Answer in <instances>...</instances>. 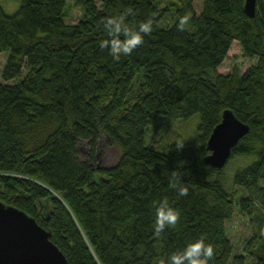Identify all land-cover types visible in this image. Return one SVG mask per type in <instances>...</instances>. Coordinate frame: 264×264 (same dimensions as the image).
<instances>
[{
    "label": "trees",
    "instance_id": "obj_1",
    "mask_svg": "<svg viewBox=\"0 0 264 264\" xmlns=\"http://www.w3.org/2000/svg\"><path fill=\"white\" fill-rule=\"evenodd\" d=\"M17 2L9 13L0 0V52L10 50L3 78L28 69L18 82L0 81V201L35 217L69 264H168L200 238L214 247L209 264H264V0L253 18L245 0H203L199 13L194 0H75L76 23L66 20L68 0ZM129 10L130 27L151 19L153 30L116 61L100 48L110 38L104 22ZM169 11L174 23L160 27ZM234 41L258 62L221 73ZM141 69L142 90L133 89ZM225 109L250 125L231 156L254 157L234 175L247 191L240 198L225 167L204 161ZM197 114V142L145 144L148 126L161 128L165 115ZM103 133L120 158L98 168ZM80 141L89 142L90 160ZM173 171L187 196L170 187ZM165 197L181 216L155 237L153 201ZM238 206L257 222L259 246L249 255L235 252L227 232Z\"/></svg>",
    "mask_w": 264,
    "mask_h": 264
},
{
    "label": "rangeland",
    "instance_id": "obj_2",
    "mask_svg": "<svg viewBox=\"0 0 264 264\" xmlns=\"http://www.w3.org/2000/svg\"><path fill=\"white\" fill-rule=\"evenodd\" d=\"M161 5H166L170 0H157ZM179 1V0H175ZM5 10L13 13L18 8L17 0H2ZM196 11L199 13L203 7V0H194ZM82 10L76 5L75 0H68L66 5V20L69 23H76L81 18ZM174 23V13L169 11L166 17L159 22L160 27H170ZM10 50L0 52V81L14 83L20 81L28 73L25 67L21 75L6 81L3 78V69ZM258 58H245L242 56L241 46L238 41H234L228 56L219 67L221 73H229L234 66H238L241 73L246 71L252 65L257 64ZM144 82L143 70H139L133 81V89L142 90ZM146 90V88H145ZM133 90L129 93L128 98L134 100ZM199 115H195L190 119L175 118L173 116H164V125L161 128H155L149 125L145 134V144L152 145L158 150H166L168 146L174 142H197ZM80 148L84 158L90 160L92 152L88 141H80ZM99 163L101 167L107 168L115 165L119 158L120 152L115 145L111 144V139L106 134H101L99 138ZM254 157L236 155L228 161L225 166L224 182L228 188H235L238 191L237 197L240 198L247 194V191L241 186L235 185L233 178L238 169L249 165ZM257 222L250 215L240 211L239 206L233 218L227 223V232L235 246L236 253H244L249 255V251L256 250L259 246L258 236H256ZM253 259L248 257L246 264H253Z\"/></svg>",
    "mask_w": 264,
    "mask_h": 264
},
{
    "label": "water",
    "instance_id": "obj_3",
    "mask_svg": "<svg viewBox=\"0 0 264 264\" xmlns=\"http://www.w3.org/2000/svg\"><path fill=\"white\" fill-rule=\"evenodd\" d=\"M246 14L253 18L258 0H245ZM250 131L231 109H225L208 141L206 164L224 168L233 148ZM98 168H102L98 161ZM51 233L35 217L0 201V264H69L63 251L51 240Z\"/></svg>",
    "mask_w": 264,
    "mask_h": 264
},
{
    "label": "clouds",
    "instance_id": "obj_4",
    "mask_svg": "<svg viewBox=\"0 0 264 264\" xmlns=\"http://www.w3.org/2000/svg\"><path fill=\"white\" fill-rule=\"evenodd\" d=\"M130 14L131 10L118 17H109L104 22L110 38L101 41L100 48L109 49L110 55L116 61H119L122 55H131L135 49L143 44L144 34H150L153 30V21L151 19L140 23L138 30L130 27L125 22L126 17ZM188 22L189 17H182L179 23V30L183 31ZM179 184V173L173 171L170 178V187L177 189ZM178 195L187 196V188L179 187ZM153 207L155 208L156 217L154 234L155 237H159L167 227L174 226L179 222L181 213L169 204L166 197L159 201H153ZM213 258V245L206 243L204 238H200L193 243H189L182 251L171 254L168 264H209ZM160 264H164V261H161Z\"/></svg>",
    "mask_w": 264,
    "mask_h": 264
}]
</instances>
